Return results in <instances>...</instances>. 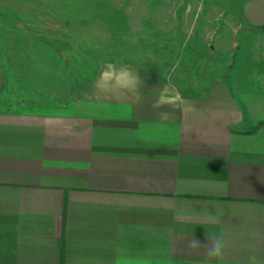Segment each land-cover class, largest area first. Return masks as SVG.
I'll return each mask as SVG.
<instances>
[{"label": "crops", "instance_id": "1", "mask_svg": "<svg viewBox=\"0 0 264 264\" xmlns=\"http://www.w3.org/2000/svg\"><path fill=\"white\" fill-rule=\"evenodd\" d=\"M240 6L244 45L200 92L119 61L68 107L0 103V264H264V0ZM109 63L136 87L100 91Z\"/></svg>", "mask_w": 264, "mask_h": 264}, {"label": "rangeland", "instance_id": "2", "mask_svg": "<svg viewBox=\"0 0 264 264\" xmlns=\"http://www.w3.org/2000/svg\"><path fill=\"white\" fill-rule=\"evenodd\" d=\"M242 1L0 0V103L66 107L102 63L119 61L200 92L224 45L228 59L244 45Z\"/></svg>", "mask_w": 264, "mask_h": 264}, {"label": "clouds", "instance_id": "3", "mask_svg": "<svg viewBox=\"0 0 264 264\" xmlns=\"http://www.w3.org/2000/svg\"><path fill=\"white\" fill-rule=\"evenodd\" d=\"M140 77L133 73L131 69L126 67H117L111 63L105 65L101 71L100 77L96 82V87L103 92H110L118 89H134L139 82ZM175 91V90H174ZM181 96L178 91H175L174 95L167 93L162 94L157 104L154 107L163 106L164 104L176 105L181 101ZM161 117L167 116V113H161ZM206 238L208 240L207 245H203L206 248V258L208 260L221 259L224 255L225 241L222 238H218L214 233L206 232ZM189 247L196 249L202 246L201 242L192 237L189 240Z\"/></svg>", "mask_w": 264, "mask_h": 264}, {"label": "trees", "instance_id": "4", "mask_svg": "<svg viewBox=\"0 0 264 264\" xmlns=\"http://www.w3.org/2000/svg\"><path fill=\"white\" fill-rule=\"evenodd\" d=\"M99 68V67H98ZM98 71V70H97ZM97 73V72H96ZM95 76V74L91 77V79ZM91 79L86 83L87 85L89 84V82L91 81ZM86 87V86H85Z\"/></svg>", "mask_w": 264, "mask_h": 264}]
</instances>
